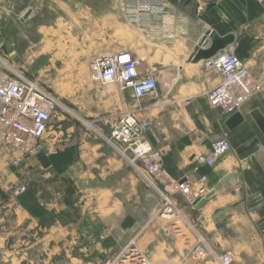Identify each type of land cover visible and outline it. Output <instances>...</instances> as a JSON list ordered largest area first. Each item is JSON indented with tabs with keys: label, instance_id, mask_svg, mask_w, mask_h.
I'll use <instances>...</instances> for the list:
<instances>
[{
	"label": "crops",
	"instance_id": "1",
	"mask_svg": "<svg viewBox=\"0 0 264 264\" xmlns=\"http://www.w3.org/2000/svg\"><path fill=\"white\" fill-rule=\"evenodd\" d=\"M166 3L167 12L155 16L150 27L140 28L160 46L162 57H170V63H160L169 69L170 84L166 90L160 81V96L145 98L141 113L151 121L147 137L162 151L168 174L173 179L208 175L214 195L200 209L178 197L191 226L186 224L185 234L165 238L167 223L153 217L160 197L146 188V182L106 139L110 126L99 127L103 134L81 129L73 138L60 139L55 154L33 155L18 168L11 165L10 153H0V176L10 184L28 185L19 198L21 209L15 211L0 199V264H66L67 259L70 264H102L144 222L148 223L137 242L155 251L154 256L161 251L167 256L181 255L200 231L217 250L231 251L234 264H264V226L260 224L264 218V131L255 119L256 115L264 118V1ZM30 8L28 19L47 15L35 4L24 13ZM55 21L41 23L33 33L41 38L31 43L45 46L43 29L49 31V42L56 43ZM212 33L235 37L236 54L262 85L261 91L229 112L213 107L208 99L222 77L205 70L206 59H192L199 49L210 48ZM1 39L9 40V36ZM204 39H209L206 46ZM86 49L79 46L78 51ZM220 136L232 148L214 165L200 164L197 156L209 155ZM54 140L49 138L47 143ZM246 145L250 147L242 150ZM105 228L109 234L100 240Z\"/></svg>",
	"mask_w": 264,
	"mask_h": 264
},
{
	"label": "built area",
	"instance_id": "2",
	"mask_svg": "<svg viewBox=\"0 0 264 264\" xmlns=\"http://www.w3.org/2000/svg\"><path fill=\"white\" fill-rule=\"evenodd\" d=\"M120 11L131 23L148 28L155 16L167 12V3L166 0H121ZM204 68L222 77L221 83L208 93V99L213 107L225 112L237 109L244 100L262 90V85L254 81L245 60L236 54L233 44L220 55L206 59ZM89 69L91 79L99 89L116 84L122 92L130 91L135 102L120 112L116 122L111 123L106 139L115 145L138 175L160 194V203L154 212L165 219L180 216L191 226L177 198L183 197L190 207L196 208L195 202L212 191L208 186V175L173 179L165 170L162 151L147 137L151 121L141 113L144 110L143 100L160 96L158 72H143L141 61L130 50L96 55L90 59ZM73 112L62 97L36 77L18 70L10 57L0 51V153L11 154L13 167H21L22 161L33 155L55 154L61 147L58 135H52L55 140L47 143L55 117L57 114L65 117ZM90 125L91 132L103 134L97 125ZM61 126L59 124L58 129ZM231 148L229 140L220 136L214 141L209 155L197 156L198 162L214 165L217 158ZM27 188L26 183L10 184L7 177L0 176V199L11 204L15 211L21 209L19 198ZM155 213L153 216H157ZM147 223L111 255L106 264H157L153 259L155 251L143 250L137 242L138 234ZM109 231L108 228L103 229L99 234L100 240L106 239ZM174 233L183 234V231L172 221L170 226L163 229V235L171 238ZM178 257L182 262L211 258L219 264H234L231 251L217 250L200 231H196L195 242ZM171 263L177 264L174 261Z\"/></svg>",
	"mask_w": 264,
	"mask_h": 264
},
{
	"label": "rangeland",
	"instance_id": "3",
	"mask_svg": "<svg viewBox=\"0 0 264 264\" xmlns=\"http://www.w3.org/2000/svg\"><path fill=\"white\" fill-rule=\"evenodd\" d=\"M120 3L121 0H0V51L8 56L13 51L10 60L18 70L39 79L75 111L65 117L56 115L50 138H53L52 135H59L58 139L73 138L81 129L92 134L90 124L109 127L116 122L121 111L135 103L131 92H122L116 84H108L104 89L95 85L91 79L89 61L96 55L131 49L141 61L142 71L156 70L162 85L166 90L169 87V69L160 66V63H170V57H162L164 53L153 38L122 16ZM34 4L41 8L39 12L42 9L47 11L48 6L52 12L47 11L44 19L39 13L24 22V10ZM45 21H55L57 24V30H53L57 42H49V31L43 29L45 46L42 43L32 44V39L41 38V35L35 36L33 33ZM7 36L10 41L1 39ZM79 46L88 49L78 51ZM155 47L158 49L156 53ZM59 124H62L60 133L57 132L60 130ZM146 188L161 199L160 194L147 183ZM160 218L167 226L174 221L185 234L186 222L180 216ZM177 238L182 239L183 235ZM138 245L146 249L142 242L138 241ZM179 246L181 249L184 247L181 243ZM178 256L175 253L167 256L161 251L153 259L157 264H174L171 261L177 264H219L211 258L182 262ZM107 260L102 264H106ZM66 264H70L68 259Z\"/></svg>",
	"mask_w": 264,
	"mask_h": 264
},
{
	"label": "water",
	"instance_id": "4",
	"mask_svg": "<svg viewBox=\"0 0 264 264\" xmlns=\"http://www.w3.org/2000/svg\"><path fill=\"white\" fill-rule=\"evenodd\" d=\"M33 9L30 8L28 9L23 17L22 20L25 21L30 17L32 14ZM210 39L212 41V44L209 49H199L197 53L193 56V61L198 62L202 59H209L213 56H215L220 50L227 48L229 45H232L235 41V37L233 35H227L224 37L219 36L216 33H212L210 36ZM209 43V39H204L203 45L206 46ZM255 119L257 120L258 124L260 125L261 129L264 131V118L262 116L256 115ZM251 144V143H250ZM250 147V145H246L243 147L242 150H246ZM230 178V175L226 176L223 180V182L227 181ZM215 192H211L208 194L205 198H200L195 202L196 208L200 209L202 208L208 201L209 198H211L214 195ZM224 212H221L220 215H222ZM219 215V216H220ZM145 224V222H144ZM260 224H263L264 226V218L260 221ZM140 229V226L137 227L136 229L132 230V237L135 235V233ZM131 237V238H132ZM130 238V239H131ZM129 239V240H130Z\"/></svg>",
	"mask_w": 264,
	"mask_h": 264
},
{
	"label": "bare ground",
	"instance_id": "5",
	"mask_svg": "<svg viewBox=\"0 0 264 264\" xmlns=\"http://www.w3.org/2000/svg\"><path fill=\"white\" fill-rule=\"evenodd\" d=\"M111 88V87H110Z\"/></svg>",
	"mask_w": 264,
	"mask_h": 264
}]
</instances>
